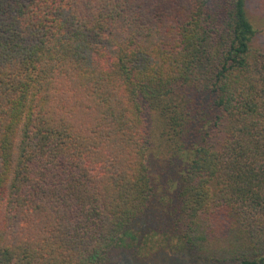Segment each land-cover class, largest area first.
<instances>
[{
	"label": "trees",
	"instance_id": "trees-1",
	"mask_svg": "<svg viewBox=\"0 0 264 264\" xmlns=\"http://www.w3.org/2000/svg\"><path fill=\"white\" fill-rule=\"evenodd\" d=\"M248 2L0 0V264H103L129 232L138 259L197 254L231 217L262 223Z\"/></svg>",
	"mask_w": 264,
	"mask_h": 264
},
{
	"label": "rangeland",
	"instance_id": "rangeland-1",
	"mask_svg": "<svg viewBox=\"0 0 264 264\" xmlns=\"http://www.w3.org/2000/svg\"><path fill=\"white\" fill-rule=\"evenodd\" d=\"M248 12L259 30L256 45L264 48V0H249ZM252 214L263 215L261 210ZM255 220L248 219L246 215L240 218L231 217L226 223V229L217 231L216 234L214 232L208 237L204 249L197 254L167 249L153 255L143 254L142 258L138 259L129 250L133 237V232H129L123 236L117 247L111 250L103 264H233L230 260H233L234 256L230 255V252L242 253L239 247L242 243H247L248 247L257 243L264 246V218L259 225Z\"/></svg>",
	"mask_w": 264,
	"mask_h": 264
}]
</instances>
